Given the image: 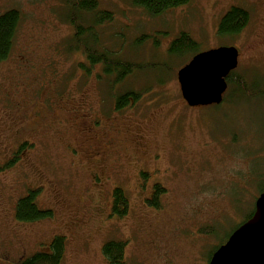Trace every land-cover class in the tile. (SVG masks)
<instances>
[{"label": "rangeland", "instance_id": "1", "mask_svg": "<svg viewBox=\"0 0 264 264\" xmlns=\"http://www.w3.org/2000/svg\"><path fill=\"white\" fill-rule=\"evenodd\" d=\"M98 1L114 13L97 30L101 44L144 65L116 89L99 79L100 65L87 75L81 54L70 53L66 0H0V13H23L11 55L0 62V264L47 252L57 235L66 237L61 264H108L109 240L128 242L129 264H209L264 190V0H191L157 17L133 0ZM235 6L251 23L221 37ZM184 32L199 52L238 49L235 73L246 91L232 84L220 107H189L177 71L191 56L168 52ZM162 77L140 104L113 110L115 90ZM156 184L165 188L159 209L147 202ZM116 187L128 199L122 218L111 216ZM33 189L53 216L19 221L17 201ZM208 226L212 235L203 233Z\"/></svg>", "mask_w": 264, "mask_h": 264}, {"label": "trees", "instance_id": "2", "mask_svg": "<svg viewBox=\"0 0 264 264\" xmlns=\"http://www.w3.org/2000/svg\"><path fill=\"white\" fill-rule=\"evenodd\" d=\"M66 1L67 4L65 5V9L67 8L68 10H66L67 17L65 18H67V23L72 29V35L67 46L71 54H73L72 52H78L84 58V60H79L78 62L80 69L89 75L98 65H100V70L97 72V75L99 79H103V84L107 83L110 89H116L119 84L128 82L130 77L134 75L137 76L141 69L144 68L143 64L126 60L121 53H119L120 51L111 50L105 47L101 44V41L98 38V28L102 27L105 23L113 21L114 13L111 10L100 8L98 0ZM133 1L136 6L143 9L146 14L152 17L160 16L165 12L185 6L191 2V0ZM22 21L23 13L18 9L12 8L0 13V62L5 61L11 55ZM250 23L251 13L247 9L239 6L232 7L220 23L219 35L221 37H237ZM168 52L169 55L177 57L178 59H185L189 56L192 57L199 52L198 43L192 39L189 34L184 32L172 41ZM152 65L153 64L149 63L147 67ZM235 71L236 70L232 71L227 77V83L229 85L228 90L230 85L236 84L237 87L244 92L246 91V82L244 79L237 77ZM165 81L164 77H162L159 78L158 82L152 81L144 87L142 86L145 84L140 85L136 82V84L130 89L127 88V90L122 91L115 90L114 94H112L113 110L122 113L129 108L140 104L144 98L142 95L149 92L147 91V86L155 84L157 88H161ZM224 97L219 104L213 105V108L220 107L222 102L227 103ZM164 98L165 97L162 99ZM230 104L234 105L233 103ZM23 148L24 145H21L18 149V153ZM13 163L14 161H11L6 167L12 166ZM251 178L250 180H252ZM164 191V187L156 184L153 196L147 201L149 205L156 209L161 208L159 198L163 195ZM263 192L264 190L260 194ZM38 194L39 192L37 189H33L30 190L26 196L19 198L15 209V217L17 220L22 222H36L53 216L52 209H43L39 207L38 202L36 201ZM112 197L111 216L118 218L125 217L128 214L129 207L128 199L126 198L124 191L121 188L116 187L113 191ZM255 203L252 212H250L235 229L253 216ZM203 233L212 235L214 233V226L204 228ZM229 237L230 235L227 239ZM224 242L218 244V246L214 248L210 258ZM127 244V241L109 240L103 245V255L108 261V264H129L125 260ZM65 250L66 237L57 235L51 241L47 252H36L33 255L22 259L19 264H61L65 255Z\"/></svg>", "mask_w": 264, "mask_h": 264}, {"label": "water", "instance_id": "3", "mask_svg": "<svg viewBox=\"0 0 264 264\" xmlns=\"http://www.w3.org/2000/svg\"><path fill=\"white\" fill-rule=\"evenodd\" d=\"M235 47L199 52L177 72L183 99L190 107L218 104L228 88L227 77L238 67ZM209 264H264V192L253 216L239 226L212 255Z\"/></svg>", "mask_w": 264, "mask_h": 264}, {"label": "bare ground", "instance_id": "4", "mask_svg": "<svg viewBox=\"0 0 264 264\" xmlns=\"http://www.w3.org/2000/svg\"><path fill=\"white\" fill-rule=\"evenodd\" d=\"M229 86V85H228Z\"/></svg>", "mask_w": 264, "mask_h": 264}, {"label": "flooded vegetation", "instance_id": "5", "mask_svg": "<svg viewBox=\"0 0 264 264\" xmlns=\"http://www.w3.org/2000/svg\"><path fill=\"white\" fill-rule=\"evenodd\" d=\"M240 53V52H239Z\"/></svg>", "mask_w": 264, "mask_h": 264}]
</instances>
